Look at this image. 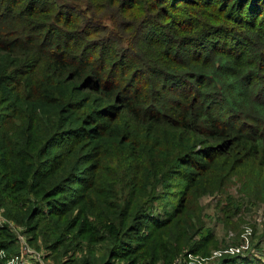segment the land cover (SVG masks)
<instances>
[{"label":"trees","instance_id":"obj_1","mask_svg":"<svg viewBox=\"0 0 264 264\" xmlns=\"http://www.w3.org/2000/svg\"><path fill=\"white\" fill-rule=\"evenodd\" d=\"M70 1L0 0V209L54 264L207 257L197 201L264 211V0Z\"/></svg>","mask_w":264,"mask_h":264},{"label":"rangeland","instance_id":"obj_2","mask_svg":"<svg viewBox=\"0 0 264 264\" xmlns=\"http://www.w3.org/2000/svg\"><path fill=\"white\" fill-rule=\"evenodd\" d=\"M61 1L71 2L70 0ZM237 187L238 186L236 179H233V181L228 185V189L225 190L223 194H209L197 201V205L201 208L202 221L207 228L206 231L209 232L212 230L216 241V248H212L210 252L227 246L239 245L241 242L242 234L244 233L246 228H249L251 229L250 248L252 249L251 252L253 254L246 255L248 260L245 264H258L259 260L264 263L263 208L259 205H251L247 200H242L238 193ZM227 194L231 196L232 199L236 200L240 206L239 213L231 219L232 224L230 222H223V217L226 216L227 213V207L225 204ZM0 227H6L14 235V238L16 240L14 248H12L14 252L12 253L11 251H7L8 253H20V239L23 238L24 242H27L31 250H35L43 254L42 251L35 249L34 246L29 244V236L26 234L25 227L16 225L13 221L8 219L5 216V211L3 208L0 209ZM78 255L81 256L82 254L78 253ZM246 256H237L240 258L242 257V261L238 262L237 264H244L245 260L243 259V257ZM183 257V255L178 256L175 259L174 264H179L183 260ZM47 262L50 264H54L51 260Z\"/></svg>","mask_w":264,"mask_h":264},{"label":"built area","instance_id":"obj_3","mask_svg":"<svg viewBox=\"0 0 264 264\" xmlns=\"http://www.w3.org/2000/svg\"><path fill=\"white\" fill-rule=\"evenodd\" d=\"M251 229L246 228L241 236V242L237 246H227L210 252L207 257L187 253L179 264H212L218 259L225 256H246L252 249L250 248ZM21 241V252L10 255L5 250H0V264H50L44 260L42 253L31 250L24 242Z\"/></svg>","mask_w":264,"mask_h":264}]
</instances>
